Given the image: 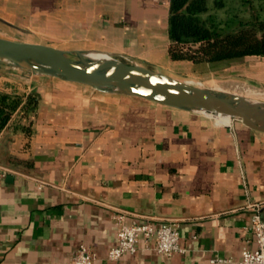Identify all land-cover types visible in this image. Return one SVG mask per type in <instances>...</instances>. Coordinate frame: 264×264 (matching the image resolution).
<instances>
[{"label": "crops", "instance_id": "crops-1", "mask_svg": "<svg viewBox=\"0 0 264 264\" xmlns=\"http://www.w3.org/2000/svg\"><path fill=\"white\" fill-rule=\"evenodd\" d=\"M209 1V0H208ZM214 2V0H210ZM171 0H0V38L110 56L177 80L199 69L264 87V63L173 61ZM264 59V58H263ZM0 264H237L255 249L251 203L263 204L264 133L141 98L0 63ZM126 222L180 225L183 252L145 248L112 262Z\"/></svg>", "mask_w": 264, "mask_h": 264}, {"label": "water", "instance_id": "water-1", "mask_svg": "<svg viewBox=\"0 0 264 264\" xmlns=\"http://www.w3.org/2000/svg\"><path fill=\"white\" fill-rule=\"evenodd\" d=\"M88 54L91 53L0 38V63L16 69L183 111L241 120L249 128L264 133V102L192 85L110 56L106 60H90Z\"/></svg>", "mask_w": 264, "mask_h": 264}, {"label": "trees", "instance_id": "trees-1", "mask_svg": "<svg viewBox=\"0 0 264 264\" xmlns=\"http://www.w3.org/2000/svg\"><path fill=\"white\" fill-rule=\"evenodd\" d=\"M253 1L239 6L250 9ZM237 7V6H236ZM225 0H171L169 54L173 61L209 64L242 58H264V19L241 17ZM224 11V17L220 15Z\"/></svg>", "mask_w": 264, "mask_h": 264}, {"label": "built area", "instance_id": "built-area-1", "mask_svg": "<svg viewBox=\"0 0 264 264\" xmlns=\"http://www.w3.org/2000/svg\"><path fill=\"white\" fill-rule=\"evenodd\" d=\"M10 169L0 165V187L5 174ZM263 204L251 203L245 209L250 211L251 222L248 231L253 235L256 247L253 250L244 248L241 252V259L237 264H264V220L261 211ZM125 213H117L113 219L120 227L117 244L107 255V259L112 262L121 260L125 255H136L140 251V244L143 242L145 248L155 253L172 257L183 252L180 246V225L178 223L165 222L159 227H155L151 222L127 223ZM98 260L97 254L85 245H81L74 257L68 264H95ZM224 264H232V260H216Z\"/></svg>", "mask_w": 264, "mask_h": 264}, {"label": "rangeland", "instance_id": "rangeland-1", "mask_svg": "<svg viewBox=\"0 0 264 264\" xmlns=\"http://www.w3.org/2000/svg\"><path fill=\"white\" fill-rule=\"evenodd\" d=\"M225 1L227 2L230 8L231 7L235 8L237 6L236 9L237 10L239 9L241 11L240 15L245 20L251 19L253 14L259 16L260 19H264V2L253 1L254 8L251 7L250 9H248V7L242 8V6H239V3H242L241 2L242 0H225ZM208 2H209V6L212 7L214 2L210 0ZM219 13L222 17L225 16L224 11H220ZM247 60H248L247 62L252 67L264 63L263 58H249ZM234 74L235 72L229 74V71L227 70L226 71H222L220 69L212 70L209 68V70L207 71V69H199L193 72L191 76L188 77V80L195 81L197 85L201 87L211 88L230 94H235L239 97H243L253 101L264 102V97H263L264 95H262L264 94L263 86L257 85L249 80H244L243 77H238ZM250 93H252L253 95H251Z\"/></svg>", "mask_w": 264, "mask_h": 264}, {"label": "bare ground", "instance_id": "bare-ground-1", "mask_svg": "<svg viewBox=\"0 0 264 264\" xmlns=\"http://www.w3.org/2000/svg\"><path fill=\"white\" fill-rule=\"evenodd\" d=\"M87 59H90V60H94V61H101V60H106L107 59V56L105 55H101V54H95V53H91V54H88L86 55ZM247 91V90H246ZM229 92V91H228ZM251 92V91H250ZM255 92V91H254ZM244 93V92H243ZM257 93V92H256ZM251 95H253L252 93H250ZM248 95V93H247ZM255 95V93H254ZM257 95V94H256ZM264 95V94H262ZM255 97V96H253ZM258 97V96H257ZM260 97V96H259ZM262 97V96H261ZM264 97V96H263ZM263 102V101H262ZM225 119H229L227 117H225Z\"/></svg>", "mask_w": 264, "mask_h": 264}]
</instances>
